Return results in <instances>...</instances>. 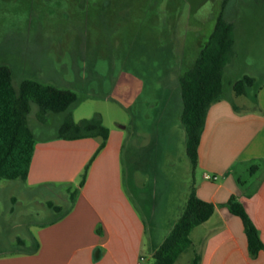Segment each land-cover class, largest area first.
<instances>
[{
    "label": "rangeland",
    "instance_id": "374dc122",
    "mask_svg": "<svg viewBox=\"0 0 264 264\" xmlns=\"http://www.w3.org/2000/svg\"><path fill=\"white\" fill-rule=\"evenodd\" d=\"M125 1L0 0V64L9 66L16 89L24 79L73 82L59 86L82 98H97L78 104L73 109L76 118L98 111L108 126H126L122 163L125 189L135 205L137 187L129 183L128 174L132 169L137 172V126L143 131L147 125L154 128L153 134L159 137L153 185L156 202L173 212L184 206L187 184L194 180L179 118V77L206 43L223 0H132L129 12ZM224 16L234 25L235 42L234 55L223 71L220 100L252 109L254 88L248 96L236 95L232 83L243 76L257 83L264 80V0H229ZM166 94L170 99L163 104L168 111L160 112ZM38 112L31 102L27 119L35 136L56 134L63 114L48 113L43 122ZM161 114L168 117L167 123L157 119ZM130 141L135 143L134 165ZM164 152L171 160H163ZM236 169L246 180L248 170ZM166 185L169 189L162 192ZM74 190V185L29 188L19 178L1 179L0 254L33 248L38 226L68 208ZM152 261L151 257L142 264Z\"/></svg>",
    "mask_w": 264,
    "mask_h": 264
},
{
    "label": "crops",
    "instance_id": "0c3cea01",
    "mask_svg": "<svg viewBox=\"0 0 264 264\" xmlns=\"http://www.w3.org/2000/svg\"><path fill=\"white\" fill-rule=\"evenodd\" d=\"M62 82L73 83L61 81L52 85L60 87ZM168 96L163 98L160 112L167 110V104L163 103L170 99ZM96 99L86 96L78 106ZM253 100L255 106L248 110L219 100L207 111L194 180L187 187L188 194L194 187L200 199L213 204L214 211L190 231L191 244L173 264H194L195 258L196 264H264V248L256 256L249 254L242 222L226 206L231 196L242 203L264 245V80ZM74 113L75 110L72 112L75 122L89 118H76ZM95 113L101 116L100 112ZM101 119L109 130L101 148L99 136L79 139L57 138L56 134L35 136L24 181L29 188L74 185V196L68 208L38 226L33 248L27 246L28 250L0 254V264H142L170 232L186 202L173 212L164 208L162 202H156L153 185L157 183L159 137L153 134L154 128L147 125L143 131L137 126V168L134 166L137 172L132 169L128 174L129 183L137 187L135 205L125 189L122 163L126 126L110 127L102 116ZM157 119L161 123L168 121L162 114ZM129 143L130 161L134 165L131 153L135 143ZM162 157L171 160L168 152ZM239 166L248 170L246 180L237 172ZM205 174L217 178L206 179ZM166 186L162 192L169 189Z\"/></svg>",
    "mask_w": 264,
    "mask_h": 264
},
{
    "label": "trees",
    "instance_id": "16d2710c",
    "mask_svg": "<svg viewBox=\"0 0 264 264\" xmlns=\"http://www.w3.org/2000/svg\"><path fill=\"white\" fill-rule=\"evenodd\" d=\"M228 1H222L212 32L193 65L179 77L182 103L180 121L186 132V154L193 169L197 164L198 146L207 111L213 103L221 99L223 71L234 55V25L224 16ZM125 6L129 7V12L133 9V1H125ZM261 86L262 83H257L250 76H243L232 83L236 95L248 96L249 90L254 88L251 94L253 99L256 98ZM83 98L71 89L33 79L20 81L16 89L12 83L9 66L0 64V180L17 178L25 180L27 177L35 143V134L27 119L31 102L38 106V116L43 122L48 113L63 114L57 129V138L79 139L99 136L102 139L99 148L103 147L109 130L102 123L98 113L78 122L73 120L72 110ZM232 105L234 107L233 103ZM86 170L87 166L80 185L83 184ZM71 196H74V192ZM48 205L52 207L51 203ZM226 206L230 213L240 218L248 252L251 256H256L264 245L244 206L235 196L228 199ZM53 208L60 210L59 206ZM213 211V204L200 199L194 187H191L181 215L154 251L152 264H173L191 244L190 231L206 221ZM196 263L195 258L194 264Z\"/></svg>",
    "mask_w": 264,
    "mask_h": 264
},
{
    "label": "built area",
    "instance_id": "2783aa9c",
    "mask_svg": "<svg viewBox=\"0 0 264 264\" xmlns=\"http://www.w3.org/2000/svg\"><path fill=\"white\" fill-rule=\"evenodd\" d=\"M204 177H205L206 179H213V180H215V179L217 178L216 176H211V175H209V174H205Z\"/></svg>",
    "mask_w": 264,
    "mask_h": 264
}]
</instances>
